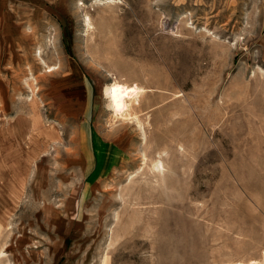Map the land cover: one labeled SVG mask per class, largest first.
Returning a JSON list of instances; mask_svg holds the SVG:
<instances>
[{
  "label": "rangeland",
  "instance_id": "1",
  "mask_svg": "<svg viewBox=\"0 0 264 264\" xmlns=\"http://www.w3.org/2000/svg\"><path fill=\"white\" fill-rule=\"evenodd\" d=\"M115 81L146 91L131 120ZM3 175L0 264L258 263L264 0H0Z\"/></svg>",
  "mask_w": 264,
  "mask_h": 264
},
{
  "label": "bare ground",
  "instance_id": "2",
  "mask_svg": "<svg viewBox=\"0 0 264 264\" xmlns=\"http://www.w3.org/2000/svg\"><path fill=\"white\" fill-rule=\"evenodd\" d=\"M50 71H52V70H50ZM31 89H32V87H31ZM32 91H33V89H32ZM145 92L146 91L144 90V88H142V87H140L138 85H128V84H125V83H121L119 81H115V82L107 85L104 88L103 94H104V97L106 99L107 106H108L109 110L112 111L116 117H118V118L120 117V119H123V120H125V119L126 120L127 119L131 120L132 118L135 117V116L132 117V115H135L136 114V112H135L136 111L135 105L138 104V102L140 101L141 97L144 95ZM33 93H34V91H33ZM32 106H33L34 111L37 113L38 103H35L34 102L32 104ZM39 122H41V119H40V116L37 115V117H35L34 126H37V124ZM24 129H25V126L21 125L20 133H22ZM31 130H34V128H32ZM38 133H40V132H38ZM96 150H95V153H96ZM101 151H103V150H101ZM90 155H93V154H90ZM31 162H32V160H30V157L27 158L26 160H23V163L20 165L21 173L18 172V169L17 168L15 169L17 171V174L19 173L20 176H23V177L27 176ZM110 165H112V164H109V166ZM156 168L158 169L159 172H163V170H164V164H163V162L162 161H158ZM97 171H98V169H97ZM5 177H9V176H7V175L0 176V181H2V179L5 178ZM17 179L18 178L16 177V180ZM16 180H15V182H16ZM17 199H18V192L14 194L13 191L10 190L9 191V194H7V201L5 202L4 200L1 199V201H0L1 202L0 203L1 204V207H3L4 210L5 209H12L11 208V204L13 202L16 203L17 202ZM6 221H7V219H5V220L3 219L2 220V218H0V231L4 227V222H6ZM9 237H10V235H9ZM1 253H3V252H1ZM0 260H1V258H0ZM4 260H6V259H4ZM4 260H3V262H4ZM3 262L1 260V263H3ZM106 262L104 261L103 264H106Z\"/></svg>",
  "mask_w": 264,
  "mask_h": 264
},
{
  "label": "crops",
  "instance_id": "3",
  "mask_svg": "<svg viewBox=\"0 0 264 264\" xmlns=\"http://www.w3.org/2000/svg\"><path fill=\"white\" fill-rule=\"evenodd\" d=\"M88 130H89L88 133H85V129L82 131V135L83 136L81 138H83V144L81 143L82 144L81 149H82L83 153L81 152V154H82L81 155V163H82L81 165H82L83 169L84 168L86 169L88 167V162H89L90 169L88 170V173H90V175L93 176L94 174L96 175V174L100 173L101 170H102L101 168L104 165V164L101 165L98 162L99 161V154L103 152L102 155L105 157V156H107V154L111 153L114 148L110 144H107L106 142L104 143L101 140L99 141L97 139V137L94 135L93 126L92 125L89 124V129ZM87 135H88V138H87ZM88 139H89V141H88ZM87 142H89L88 147H87ZM95 150H96L97 154L95 153ZM101 150H103V151H101ZM116 151H117V149L114 150V152H116ZM118 152L119 151H117L116 153H118ZM90 154H93V155H90ZM106 165H107V163H105V166ZM93 167H95V168H93ZM96 168L100 170V171H98V173H97Z\"/></svg>",
  "mask_w": 264,
  "mask_h": 264
},
{
  "label": "built area",
  "instance_id": "4",
  "mask_svg": "<svg viewBox=\"0 0 264 264\" xmlns=\"http://www.w3.org/2000/svg\"><path fill=\"white\" fill-rule=\"evenodd\" d=\"M254 264H264V258L260 261H258V263H254Z\"/></svg>",
  "mask_w": 264,
  "mask_h": 264
}]
</instances>
